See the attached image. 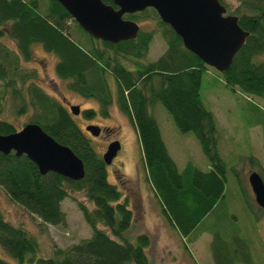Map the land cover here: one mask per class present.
Masks as SVG:
<instances>
[{
	"label": "trees",
	"instance_id": "16d2710c",
	"mask_svg": "<svg viewBox=\"0 0 264 264\" xmlns=\"http://www.w3.org/2000/svg\"><path fill=\"white\" fill-rule=\"evenodd\" d=\"M101 1L112 4L111 0ZM225 9L228 10L226 6ZM230 13L237 17L247 37L228 68L220 73L186 50L150 7L122 16L134 22L139 17L157 18L165 49L148 61L145 57L153 36L150 30L138 29L134 39L110 43L91 38L56 0H0L1 88L10 92L17 115L29 110L26 123L38 125L56 142L67 146L84 169L79 180L54 172L40 174L25 155L0 152V189L9 201L35 215L43 225L65 223L60 201L73 193H83L92 205L87 208L76 201L90 235L65 247L53 246L48 256L38 254L37 242L26 229L12 225L0 213V248L16 264H151L150 236L143 232L131 240L124 234L134 221L135 205L123 194L119 183L107 181L101 155L74 122L65 99L60 101L46 93L35 81L36 70L21 66L32 60L33 44L55 57L54 74L66 90L95 100L103 116L112 102L126 115L135 130L147 183L165 222L177 237L192 242L200 233L208 232L212 236L213 263H235L240 253L234 255L233 250L243 246L240 238L234 232L225 238L230 233L225 224L213 231L199 227L215 211L225 182L215 118L203 106L199 89L202 73L210 71L229 91L257 105L264 104V61L258 59L264 54V0H238ZM5 40L13 46L9 47ZM156 102L170 115L179 132L193 134L207 159L205 169L187 162L181 171L177 170L151 114ZM94 113L92 108L82 111L86 119ZM14 131L9 121L0 119V134ZM259 175L264 183V173L260 171ZM253 217L256 220L254 214ZM98 224L107 228L112 237ZM242 262L248 263V259L242 258ZM0 264L9 263L0 258Z\"/></svg>",
	"mask_w": 264,
	"mask_h": 264
},
{
	"label": "rangeland",
	"instance_id": "374dc122",
	"mask_svg": "<svg viewBox=\"0 0 264 264\" xmlns=\"http://www.w3.org/2000/svg\"><path fill=\"white\" fill-rule=\"evenodd\" d=\"M222 3L228 8L226 13L231 14L238 0H222ZM135 22L139 29L153 32L145 59L154 60L165 49L157 18L139 17ZM75 39H79V36L76 35ZM5 43L9 47L13 46L9 40H5ZM31 59L29 62H22L21 66L34 68L37 73L36 83L58 100L65 99L67 109L68 104L80 108L79 113L72 115V118L90 139L97 153L101 155L108 142L114 140L119 142L120 148L111 163L105 165V170L107 181L119 183L123 194L135 205L134 221L124 233L127 238L132 240L143 232L150 236L148 255L151 264H214L210 233L202 232L192 242L185 239L181 241L165 222L160 204L147 183L141 166L135 130L118 106L112 102L107 107V115L103 116L95 100L83 98L66 90L63 82L54 74L55 57L43 51L38 44L31 46ZM258 59L264 61V54ZM199 95L203 106L210 110L215 118L219 140L218 152L225 165L222 197L215 211L204 218L199 227L213 231L225 224L229 229L227 233L230 232L225 238H229L231 232H234L243 242L238 251L237 248L233 250L234 255L240 253L234 259V264H264V215L254 202L247 183L249 173L253 171L258 174L260 171L264 173V104L257 105L241 94L229 91L218 76L210 71H205L201 75ZM88 108L94 109L95 113L86 119L82 111ZM15 111L10 92H3L0 83V119L9 121L17 130L27 122L31 112L28 110L17 115ZM151 114L177 170L181 171L187 162L200 170L205 169L207 159L193 134L179 132L159 102L153 105ZM91 124L100 128L96 136L90 135L84 129ZM72 197L60 201V209L65 214V223L62 225L41 224L35 215L9 201L1 189L0 213L4 220L12 225L26 229L37 242L38 254L48 256L53 246L65 247L90 235V228L83 220L76 201L83 202L87 208H92V205L81 192L73 193ZM97 227L108 231L101 224ZM108 234L112 237L109 231ZM0 258L9 264H16L15 259L1 248ZM241 258L248 259V263L239 262Z\"/></svg>",
	"mask_w": 264,
	"mask_h": 264
},
{
	"label": "water",
	"instance_id": "95a60500",
	"mask_svg": "<svg viewBox=\"0 0 264 264\" xmlns=\"http://www.w3.org/2000/svg\"><path fill=\"white\" fill-rule=\"evenodd\" d=\"M56 1L91 38L110 43L134 39L139 28L137 23L122 16L150 7L180 38L186 50L220 73L228 68L247 37V32L238 26L237 17L227 14L219 0H111L112 4L101 0ZM68 108L73 115L79 113L77 105L68 104ZM85 130L96 136L100 128L87 125ZM118 150L117 140L107 144L101 155L105 165L111 163ZM0 152L25 155L40 174L54 172L70 180H79L84 175L83 164L73 152L34 123L0 134ZM247 183L254 202L264 210L261 177L253 171L247 176Z\"/></svg>",
	"mask_w": 264,
	"mask_h": 264
},
{
	"label": "flooded vegetation",
	"instance_id": "af4514ba",
	"mask_svg": "<svg viewBox=\"0 0 264 264\" xmlns=\"http://www.w3.org/2000/svg\"><path fill=\"white\" fill-rule=\"evenodd\" d=\"M79 110H80V108H79ZM108 143H109V142H108ZM108 143H107V144H108ZM107 144H106V146H107ZM105 149H106V148H105ZM104 151H105V150H104ZM101 154H103V153H101Z\"/></svg>",
	"mask_w": 264,
	"mask_h": 264
},
{
	"label": "crops",
	"instance_id": "0c3cea01",
	"mask_svg": "<svg viewBox=\"0 0 264 264\" xmlns=\"http://www.w3.org/2000/svg\"><path fill=\"white\" fill-rule=\"evenodd\" d=\"M164 245H165V244H164ZM240 262H242V258H241Z\"/></svg>",
	"mask_w": 264,
	"mask_h": 264
}]
</instances>
